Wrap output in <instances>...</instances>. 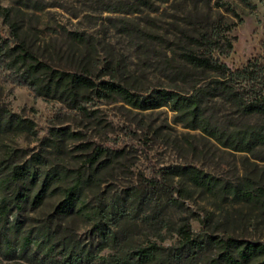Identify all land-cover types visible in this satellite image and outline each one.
Returning a JSON list of instances; mask_svg holds the SVG:
<instances>
[{"label":"rangeland","instance_id":"1","mask_svg":"<svg viewBox=\"0 0 264 264\" xmlns=\"http://www.w3.org/2000/svg\"><path fill=\"white\" fill-rule=\"evenodd\" d=\"M253 3L255 9L240 0H0V45L3 42L13 49L23 43L56 69L83 72L98 80L113 77L137 93L147 95L159 87L187 92L192 91L194 82H207L205 75L192 71L180 57L182 52L197 50L189 44L187 35L213 27L223 34L226 26L235 24L228 33L236 38L231 53L217 51L221 61L232 69L243 68L250 61L264 68V4L257 0ZM73 33L83 35L88 43H78ZM8 52L0 49V110L32 122L34 133H0V182L14 166L33 164L43 175L55 171L65 176L51 190L70 186L76 174L91 173L88 158L97 147H103L107 154L101 161H112L101 170L99 185L86 190V201L94 204L98 198L136 191L145 203L136 205L129 224L138 234L134 240L140 243L156 239L142 220L152 205L151 181H162L167 168L194 165L229 182L250 179L264 187V147L253 154L233 152L201 131L185 128L165 107L138 111L119 98L99 100L91 96L84 114L22 85L23 69L8 68ZM209 115L214 123L230 129L244 124L264 125V116L242 117L221 99L209 104ZM68 132L76 135L69 137ZM36 155L42 158L41 163L32 162ZM189 190L190 196L181 205L165 211L173 228L185 218L197 235L209 231L217 237L264 243L262 205L219 202L200 190ZM7 191L10 187L0 185V198ZM61 198L55 191L37 211L26 209L17 215L28 225L48 220ZM62 226L75 231L83 245L96 247L98 237L84 219L74 215ZM162 234L164 246L176 243L174 231L164 230ZM217 254V249L209 246L198 255L200 263L184 258L181 264H208L209 257ZM0 264L29 263L9 260L0 252Z\"/></svg>","mask_w":264,"mask_h":264},{"label":"trees","instance_id":"2","mask_svg":"<svg viewBox=\"0 0 264 264\" xmlns=\"http://www.w3.org/2000/svg\"><path fill=\"white\" fill-rule=\"evenodd\" d=\"M246 7L255 9L254 0H240ZM264 4V0H257ZM234 15L235 11L230 10ZM220 27V25H218ZM235 24L226 26L225 33L217 27L210 31L187 35L189 44L196 47L180 54L192 70L205 75L204 84L196 81L192 91L179 88H154L149 94L137 93L116 82L115 78L98 80L83 72L64 71L41 61L23 43L10 49L2 42L0 49H7L8 68L23 69L21 84L30 87L39 96L57 99L72 109L87 113L86 103L94 96L99 100H116L138 111L167 108L178 122L190 130H199L223 148L233 152L253 154L264 147V125L244 124L239 128L222 127L212 121L209 104L221 99L234 107L242 117L264 116V68L257 62H248L243 68L232 69L221 61L220 54L229 55L235 37L229 32ZM227 33V34H226ZM78 43L87 44L83 35L73 33ZM180 74H184L180 72ZM187 76L185 75L184 81ZM7 130L34 133L32 122L0 110V133ZM61 135L65 132L60 131ZM69 137L76 134L68 132ZM106 149L97 147L88 158L92 168L86 176L78 173L67 187L54 188L64 181L61 173L50 171L43 175L35 165L14 166L0 185L10 187L0 198V252L9 260L22 259L29 264H181L187 261L200 263L198 255L212 246L218 254L209 257L208 264H244L257 260L264 264V243L240 240L232 236L217 237L206 231L203 235L193 232L189 221L181 218L173 228L165 217L167 208L179 206L191 192L189 187L200 190L219 202L256 203L264 207V187L256 186L250 179L233 183L217 177L194 165H177L162 172V181L153 178L149 193V214L143 222L155 240H134L136 232L130 225L134 209L142 206L136 191H126L124 196L98 198L94 204L86 201L88 188L99 185L101 170L112 159L101 161ZM32 162L41 163L39 155ZM38 185H40L39 188ZM59 191L62 195L48 220L28 225L17 212L37 211L48 195ZM165 196V200L163 198ZM78 216L92 225L98 237L96 247L83 245L75 231L62 223ZM207 227L205 220H202ZM173 232L177 240L167 247L162 231Z\"/></svg>","mask_w":264,"mask_h":264}]
</instances>
